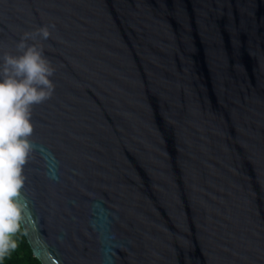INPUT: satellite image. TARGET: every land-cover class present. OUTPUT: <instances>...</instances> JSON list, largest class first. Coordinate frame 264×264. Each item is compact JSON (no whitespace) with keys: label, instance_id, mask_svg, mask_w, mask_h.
Instances as JSON below:
<instances>
[{"label":"water","instance_id":"obj_1","mask_svg":"<svg viewBox=\"0 0 264 264\" xmlns=\"http://www.w3.org/2000/svg\"><path fill=\"white\" fill-rule=\"evenodd\" d=\"M41 26L33 257L264 264V0H0V70Z\"/></svg>","mask_w":264,"mask_h":264},{"label":"clouds","instance_id":"obj_2","mask_svg":"<svg viewBox=\"0 0 264 264\" xmlns=\"http://www.w3.org/2000/svg\"><path fill=\"white\" fill-rule=\"evenodd\" d=\"M50 35L48 26L25 32L16 45L20 54H6L0 70V260L17 247L13 237L21 231L27 210L20 197L32 149V107L50 99L55 90L50 79L55 69L36 43Z\"/></svg>","mask_w":264,"mask_h":264},{"label":"trees","instance_id":"obj_3","mask_svg":"<svg viewBox=\"0 0 264 264\" xmlns=\"http://www.w3.org/2000/svg\"><path fill=\"white\" fill-rule=\"evenodd\" d=\"M13 238L16 240L17 247L10 250L3 260H0V264H40L39 261L33 257L22 230L15 234Z\"/></svg>","mask_w":264,"mask_h":264}]
</instances>
